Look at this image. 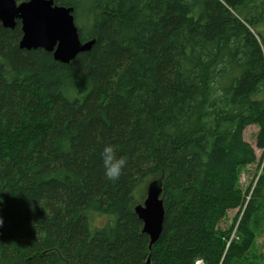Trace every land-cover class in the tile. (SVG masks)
<instances>
[{
  "label": "trees",
  "instance_id": "obj_1",
  "mask_svg": "<svg viewBox=\"0 0 264 264\" xmlns=\"http://www.w3.org/2000/svg\"><path fill=\"white\" fill-rule=\"evenodd\" d=\"M53 2L94 43L64 64L0 22V264H245L264 225V165L239 183L246 127L264 152V0ZM109 143L128 159L115 182ZM159 179L149 250L134 207Z\"/></svg>",
  "mask_w": 264,
  "mask_h": 264
},
{
  "label": "water",
  "instance_id": "obj_2",
  "mask_svg": "<svg viewBox=\"0 0 264 264\" xmlns=\"http://www.w3.org/2000/svg\"><path fill=\"white\" fill-rule=\"evenodd\" d=\"M0 22L9 29L20 23V49H43L52 53L54 60L64 64L70 63L80 52L89 51L94 43L93 40L81 43L73 9L55 5L53 0H26L20 3L0 0ZM161 194L162 180L151 181L147 185L143 204L134 207L135 214L142 222L141 232L149 237V250L162 233L164 207ZM0 220H3L1 214Z\"/></svg>",
  "mask_w": 264,
  "mask_h": 264
},
{
  "label": "rangeland",
  "instance_id": "obj_3",
  "mask_svg": "<svg viewBox=\"0 0 264 264\" xmlns=\"http://www.w3.org/2000/svg\"><path fill=\"white\" fill-rule=\"evenodd\" d=\"M258 132H259V127L256 125H250L246 127V129L243 132L244 140L252 146L257 158L256 163L244 167V169L240 174L239 183L243 191H246V189L251 184L253 186L255 185V182L257 181V177L262 171L264 165V152L256 147ZM146 190H147V184L141 189V192L144 194V199L146 197ZM144 199L139 201L138 204H143ZM237 211L238 210L228 211L226 218L222 220L221 223L219 224V228H221L222 230H228L233 225V221L237 214ZM258 215L259 218L260 217L263 218V223H264V201H263V207L258 212ZM88 219L90 223V228L92 230H94V228L102 227L106 221L105 218L96 215L93 216L92 220H90L89 216ZM234 231L232 236L235 235ZM252 248H253L252 253L247 258L245 264H264V225L257 230L256 241ZM197 262H196L197 264H200L199 261Z\"/></svg>",
  "mask_w": 264,
  "mask_h": 264
},
{
  "label": "clouds",
  "instance_id": "obj_4",
  "mask_svg": "<svg viewBox=\"0 0 264 264\" xmlns=\"http://www.w3.org/2000/svg\"><path fill=\"white\" fill-rule=\"evenodd\" d=\"M100 159L105 179L113 182L119 180L128 164L127 157L117 155L115 147L110 143L104 145L100 152ZM0 224H2V220H0Z\"/></svg>",
  "mask_w": 264,
  "mask_h": 264
},
{
  "label": "built area",
  "instance_id": "obj_5",
  "mask_svg": "<svg viewBox=\"0 0 264 264\" xmlns=\"http://www.w3.org/2000/svg\"><path fill=\"white\" fill-rule=\"evenodd\" d=\"M199 262H200V264H202V262H201V261H199ZM197 263H198V262H197ZM197 263H196V264H197Z\"/></svg>",
  "mask_w": 264,
  "mask_h": 264
}]
</instances>
